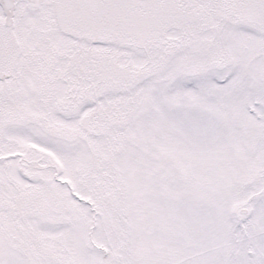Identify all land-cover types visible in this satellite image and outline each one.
I'll list each match as a JSON object with an SVG mask.
<instances>
[{
  "label": "snow or ice",
  "instance_id": "snow-or-ice-1",
  "mask_svg": "<svg viewBox=\"0 0 264 264\" xmlns=\"http://www.w3.org/2000/svg\"><path fill=\"white\" fill-rule=\"evenodd\" d=\"M0 264H264V0H0Z\"/></svg>",
  "mask_w": 264,
  "mask_h": 264
}]
</instances>
